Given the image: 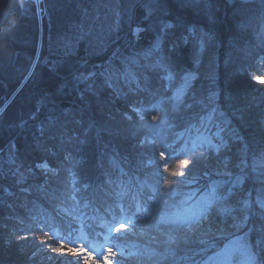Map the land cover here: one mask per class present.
Masks as SVG:
<instances>
[{
	"label": "trees",
	"instance_id": "16d2710c",
	"mask_svg": "<svg viewBox=\"0 0 264 264\" xmlns=\"http://www.w3.org/2000/svg\"><path fill=\"white\" fill-rule=\"evenodd\" d=\"M162 22L174 27L146 56ZM261 23L264 0H0V264H48L33 252L43 243L60 255L58 238L70 241L74 229L95 243L99 218L126 223L117 204L135 227L112 229L92 246L102 264H205L230 241L264 264L257 247L264 214L253 203L264 192ZM137 25L145 29L139 38L130 31ZM192 26L197 34L186 30ZM249 42L256 56L231 65V53ZM207 44L215 63L210 52L202 64ZM186 75L194 77L187 84ZM209 140L227 147L218 154ZM202 143L209 160L177 183L192 155L185 150ZM220 154L232 180L246 177L227 199H220L230 186L217 174ZM42 163L53 170L35 167ZM242 197L251 207L237 223ZM208 200L202 222L191 230L178 222Z\"/></svg>",
	"mask_w": 264,
	"mask_h": 264
},
{
	"label": "snow or ice",
	"instance_id": "6c2138e0",
	"mask_svg": "<svg viewBox=\"0 0 264 264\" xmlns=\"http://www.w3.org/2000/svg\"><path fill=\"white\" fill-rule=\"evenodd\" d=\"M152 15V10L149 9L148 10V16L146 17V19H150ZM174 25L172 23H168V22H162L160 27L157 29V34L155 37V40L152 44V46L150 47V49L145 53V55H150L152 52L160 50L161 48V44L164 42V40L166 39V34L168 30L173 29ZM186 30L189 33L192 34H197L198 33V29H196L194 26L192 27H187ZM130 31L131 34L133 36H136L137 38H139V35L145 31L144 28L140 27L139 25H137L135 28H131L130 27ZM202 36L207 37V39L211 40L212 37L209 33H203ZM167 58H163L161 60V62L157 65L158 67H163L165 64H167ZM90 76L94 75V73H90ZM167 78V77H166ZM76 79H87V77H83L82 75L79 77H76ZM194 79L193 76L191 75H186L184 77L185 83L187 84L190 80ZM260 83H264V77H257L256 78ZM211 95H215V93H212ZM177 98H179V93L177 94ZM156 106L153 105V110H155ZM133 111L139 112L141 111L140 109H133ZM144 111H147V109H145ZM162 115L160 117L158 116H152V120L153 121H158L159 119H162ZM55 117H53V121L55 122ZM130 119V117H129ZM141 119H144V117L142 116ZM79 123V122H77ZM41 136H43L45 134V128L42 126L39 129ZM55 138V137H53ZM71 139V138H70ZM76 143H84L85 141H80L78 137L74 138ZM63 143V142H62ZM141 144H143L144 142L141 141ZM207 145L208 148H212L214 149L218 154L220 153V149L221 147H227L226 144H224L223 142H221L220 145H214L211 143V141H207ZM161 147H165L164 145H161ZM185 151H190L191 152V158L189 160H185L182 162L183 166H184V170L181 171L178 175H179V180L177 181V183H182L185 179H187V177L191 174V171L194 167H196L198 164L205 162L207 160H209L210 158V153L207 151L206 148H204V144L202 143L200 145L199 150L197 149V146L195 144H193V147L189 150H185ZM161 157L164 156V152L160 153ZM216 166L218 168V175H225L229 177V181L227 182L230 186L227 188V192L224 196L220 197V199H227L229 197H232L235 193L234 190L245 183L246 177L243 174L237 175L235 177L234 180H232V173L230 171H228V169L231 166V162L223 157V154L218 155L216 158ZM36 168L38 169H43L45 171H52V169H49L48 164L47 163H42V164H36L35 165ZM237 167H239V165H237ZM207 174V173H205ZM175 175V174H173ZM105 183L107 184H111L112 181L111 180H107L105 181ZM165 184L169 183V180L165 179L164 181ZM85 187H88V185H85ZM159 192L158 188H155L153 190V194L155 195L156 193ZM109 196L112 195V193H107ZM167 193H165L166 195ZM118 195V194H117ZM135 199V198H134ZM239 205L241 206L242 212H241V216L239 218V221L237 223H245L248 219V215L245 214V211L248 210L251 205L249 203V200L247 198H241L238 201ZM253 203L258 204L259 208L262 211V214H264V192L258 193L257 195V200L254 201ZM213 201L208 200L204 206L202 208H200L199 212L194 214L191 218H184L183 220H178L179 223L181 224H186L189 227V230L192 229V227L195 224H198L200 222H202L203 219L207 218L206 217V213H208L211 210ZM116 207H119L120 209V219L122 221H126V223H120L118 224L117 228H116V232L117 234H119L122 230L127 231V230H131V228L135 227V220L134 219H129L126 215H124V213L126 212V208L123 206V204H117ZM141 209L139 208V206H137L136 211L139 212ZM149 209H144L145 212H147ZM223 211H228L227 209L223 210ZM136 214L133 213V216H135ZM115 218V217H114ZM234 221L236 218H233ZM233 226H236V223H234ZM25 231H30V229L25 230ZM19 241H23L28 239V237L25 236H18L16 238ZM43 246V243L41 244V247ZM257 247H260L262 249H264V238H262L261 240H259L257 242ZM54 251H56L54 249ZM74 250L69 248L68 252L71 253ZM59 253L60 259H66L67 258V253L64 252L63 248L59 249ZM77 255V260L75 262H72V264H78V257H79V253L76 254Z\"/></svg>",
	"mask_w": 264,
	"mask_h": 264
},
{
	"label": "rangeland",
	"instance_id": "374dc122",
	"mask_svg": "<svg viewBox=\"0 0 264 264\" xmlns=\"http://www.w3.org/2000/svg\"><path fill=\"white\" fill-rule=\"evenodd\" d=\"M34 1L39 2V0H34ZM257 30L259 32L256 31L258 32L256 34H260L264 37V23L259 24V27ZM210 46H211L210 44H207V48L204 51L205 53L202 58L203 59L202 64L204 61H206V58L210 56V52L214 53V56H212V60L209 58V60H211V64H212V61L213 63H215L216 61L217 57H215V51H213L211 49L213 47L210 48ZM255 49L256 47L254 43L252 42L246 43L243 46L236 48L235 51L231 53L229 57V62H231V65L240 66L241 62H245L248 60L251 61L253 57L256 56ZM198 51H201V49H198ZM210 94H211L210 91H207L206 98L210 96L209 99H211L212 95ZM203 102H204L203 99L200 100V103H203ZM135 109H138V108H135ZM136 114H138V112H136ZM49 169H52V168L49 167ZM69 183H70V179H69ZM57 208H58V212L63 213L64 215L66 214L67 216L71 215L68 212L67 208L62 207V206H57ZM75 216L76 215L73 214V217ZM97 223L99 225V227L97 225L95 229L96 231L95 235L97 237V240L93 244H91V242L88 241V238H86L85 235H82L81 230L79 234L78 232L74 231V233L71 236L70 241L67 240L65 236L58 238L57 242L62 245L64 252L67 253L66 259L60 260V258H58V256L60 255H57V254L52 255L51 253H48L50 249L49 251L45 250L44 249L45 246H42V247L39 246L33 252V256L36 257L35 258L36 260L43 259L41 261H46L48 262V264H50V262L51 264H72V262H75L77 260L76 254L79 253L78 264H102V262L99 259L100 252L93 251L92 246L94 245L97 248V246L99 245L98 244L99 242L101 244L106 243L108 239L107 235L109 234V232H111L112 229L117 228V225L115 223L114 224L109 223L104 218H99ZM103 232L105 234H102ZM98 235H101L103 241L99 240ZM69 248L73 249L74 251L69 253L68 252ZM245 250H247V248L242 243H239L237 241H230V243L227 242L223 244V246L216 248L215 251H213L208 257V259L205 261V264H228L231 258H235V257H237L238 261H236L233 264H253L251 256H249Z\"/></svg>",
	"mask_w": 264,
	"mask_h": 264
}]
</instances>
